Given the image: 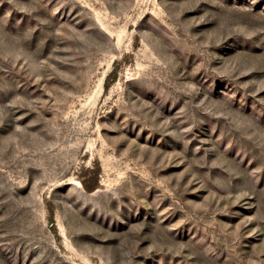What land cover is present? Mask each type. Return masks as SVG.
Masks as SVG:
<instances>
[{
	"label": "rangeland",
	"instance_id": "374dc122",
	"mask_svg": "<svg viewBox=\"0 0 264 264\" xmlns=\"http://www.w3.org/2000/svg\"><path fill=\"white\" fill-rule=\"evenodd\" d=\"M0 264H264V0H0Z\"/></svg>",
	"mask_w": 264,
	"mask_h": 264
},
{
	"label": "trees",
	"instance_id": "16d2710c",
	"mask_svg": "<svg viewBox=\"0 0 264 264\" xmlns=\"http://www.w3.org/2000/svg\"><path fill=\"white\" fill-rule=\"evenodd\" d=\"M82 184H83L84 188H85L88 192H92V191H94V188L91 187L87 182L84 181Z\"/></svg>",
	"mask_w": 264,
	"mask_h": 264
}]
</instances>
